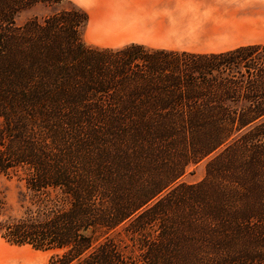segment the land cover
Returning a JSON list of instances; mask_svg holds the SVG:
<instances>
[{"label": "trees", "instance_id": "16d2710c", "mask_svg": "<svg viewBox=\"0 0 264 264\" xmlns=\"http://www.w3.org/2000/svg\"><path fill=\"white\" fill-rule=\"evenodd\" d=\"M0 0V238L49 264H264V42L197 53L81 39L75 6ZM207 160L204 178L180 180Z\"/></svg>", "mask_w": 264, "mask_h": 264}, {"label": "rangeland", "instance_id": "374dc122", "mask_svg": "<svg viewBox=\"0 0 264 264\" xmlns=\"http://www.w3.org/2000/svg\"><path fill=\"white\" fill-rule=\"evenodd\" d=\"M90 0H64V2L54 7L34 6L26 11H23L16 17V25L21 26L32 18L41 20L42 18L51 15L57 10H68L72 6L78 7L86 12L85 7L92 4ZM114 5H125L126 2H112ZM239 5L251 3L254 9L264 11V0H214L213 7L209 8L216 20H223L224 28L216 34H201L199 28H183V33L178 32L176 36L184 37L182 40H166L153 39L157 37L172 36L169 34H153L147 32V28L141 30L131 28H117L110 25L109 28H95L92 23L87 22L80 30L82 41L90 47L95 48H111L117 49L131 43H138L149 46L150 48H170L172 50L191 51L197 53L219 52L234 47L236 45L264 42V16L248 17L249 23H245L240 15L235 20H228L226 13H223L228 7V4ZM220 14H223V18ZM233 17V15L231 16ZM179 29V28H178ZM191 30V31H189ZM137 32V33H135ZM186 32V33H185ZM145 37L144 40L130 41L123 39L125 37ZM209 37L208 39L203 38ZM122 38V39H120ZM207 160H204L196 166L190 167L185 176L180 180L187 184H195L200 182L205 175V165ZM15 180L7 181L0 177V192L6 203L7 214L17 215L22 211L18 203L20 189ZM54 253L52 251H35L28 246L18 247L7 243L0 238V264H49L50 258Z\"/></svg>", "mask_w": 264, "mask_h": 264}, {"label": "crops", "instance_id": "0c3cea01", "mask_svg": "<svg viewBox=\"0 0 264 264\" xmlns=\"http://www.w3.org/2000/svg\"><path fill=\"white\" fill-rule=\"evenodd\" d=\"M93 3L85 7L88 15V22L95 28H109L110 25L117 28H131L141 30L147 28V32L153 34H169L172 36L157 37L153 39L182 40L184 37L176 36L178 32L183 33V28L189 29L192 26L199 28L201 34H216L224 28L223 20H216L209 8L213 7L214 0H90ZM126 2L125 5H114L112 2ZM243 0H239V2ZM254 5V4H253ZM251 3L239 5L228 4L223 13L228 20H235L241 15L245 23H249L248 17L264 16V11L254 9ZM255 6V5H254ZM256 7V6H255ZM233 15V17H231ZM223 18V14H220ZM249 21V22H248ZM179 28V29H178ZM191 31V30H189ZM137 33V32H135ZM186 33V32H185ZM208 39L209 37L204 36ZM122 39V38H120ZM123 39L136 41L147 39L145 37H125ZM258 43V42H256ZM138 44V43H137ZM253 44V43H248ZM241 44L229 49L244 46ZM143 45V44H142ZM146 46V45H145ZM149 47V46H146ZM160 48V47H159ZM167 49V48H161ZM170 49V48H168ZM228 50V49H226Z\"/></svg>", "mask_w": 264, "mask_h": 264}]
</instances>
